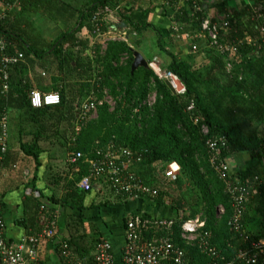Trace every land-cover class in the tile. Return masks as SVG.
Returning a JSON list of instances; mask_svg holds the SVG:
<instances>
[{
	"label": "trees",
	"instance_id": "1",
	"mask_svg": "<svg viewBox=\"0 0 264 264\" xmlns=\"http://www.w3.org/2000/svg\"><path fill=\"white\" fill-rule=\"evenodd\" d=\"M205 1L199 0L202 6ZM117 2L92 0L82 10L78 26L62 33L44 48L27 43L30 35L23 26L27 24L25 14L30 10L31 0H20L18 7L0 16V35L8 43V53L23 55V60L11 67L7 96L0 95V110L5 109L9 115V144L0 163V172L7 167L21 173L25 168L33 175L34 182L42 167L41 156L47 152L43 143L57 139L65 153L80 151L84 158L78 163V172L68 166L69 174L74 176L68 183L71 193L62 201H53L59 200L82 212L86 192L78 189L75 183L88 174L89 165L85 158H93L95 149L109 143L126 146L142 153L143 162L134 170L147 185L158 191L156 203L164 204L163 197L170 194V188H186L181 192L178 189L177 192L171 191L170 206L180 212L173 217L172 238L178 246L187 250L188 264L210 261L209 256L202 254L196 246L186 245L180 237L181 223L198 213H202L205 219L203 231L211 233V241L219 251V257L232 260L237 249L246 244L240 233L228 224L232 214L231 197L208 163L205 140L210 136H224L228 146L226 154H248L254 161L252 166L239 170L235 176L241 181L251 180L254 176L258 178L257 190L246 204L242 224L248 241L264 239V42L259 50L246 43L240 45L239 55L233 58L240 59L241 63L228 70L226 55L219 54L215 49L204 50V44L191 37L199 28V22L192 20L186 12L176 13L174 20L182 24V32L190 38V42L198 43L202 53L201 63L194 64L169 50L158 28L150 23H140L131 18L130 13L118 9L121 21L129 28L127 40L109 39L101 51V39L90 45L92 17L105 6L115 8ZM226 2L220 1L208 5V8L229 11L232 24L235 20H245L244 30L232 31L229 40L234 36L243 37L246 32L258 36V32L251 27L248 6L239 10L227 7ZM255 4H259L264 13V0H255ZM133 9L136 11L137 8ZM203 10L207 11L206 8ZM108 26L105 23L102 31ZM82 29L89 36L79 40L76 33ZM148 29L155 32L158 53H163L160 57L164 62H159L160 67L178 76L186 89L183 94L172 92L165 80L149 67L140 66L131 71L133 52L139 51L138 41L133 35L139 37ZM89 48L95 53L92 57L87 55ZM153 56L150 53L147 60ZM36 65L41 70L54 73L51 86L42 85V81L37 86L43 92H58L59 104L41 108L30 105L29 93L34 88L22 80L29 67L34 70ZM150 93L155 95L151 104L148 103ZM90 94L101 104L97 107L96 117L85 121L74 145L70 146L76 123V105ZM106 95L114 100L113 108L105 101ZM190 103H193V108L188 110ZM20 113L35 128L28 139H24L23 136L28 133H23L20 121L16 119ZM202 125L209 129L206 136L201 132ZM12 130H17V149L13 148ZM173 161L180 165V171L174 180L164 179V171ZM53 177L54 174L51 178L55 180ZM32 182L31 187L37 189ZM219 207L224 208L220 216L217 215ZM143 216L148 217L145 213Z\"/></svg>",
	"mask_w": 264,
	"mask_h": 264
},
{
	"label": "built area",
	"instance_id": "2",
	"mask_svg": "<svg viewBox=\"0 0 264 264\" xmlns=\"http://www.w3.org/2000/svg\"><path fill=\"white\" fill-rule=\"evenodd\" d=\"M131 1L138 3L141 0ZM19 2L20 0H0L2 6L0 16L3 17L5 11L18 7ZM205 2L202 6L199 0H162L164 9L168 12L172 34H175L177 40H184L188 36L182 32L183 26L174 20V16L176 13L186 12L192 17V20L199 22V28L195 30L191 37L202 42L204 50L215 49L219 54L226 55L228 70L232 69V62L236 59L233 57L239 55L240 45L246 43L257 47L258 50L261 48L264 42V13L261 6L255 4V0H247V6L251 14L249 18L252 22L251 27L259 35L252 36L246 32L243 37L234 36L231 40H229V35L232 34V31L236 32L237 29L242 30L244 28L242 23L245 20H235V23L232 24L229 11L225 10L219 13L213 10V12H209L208 5H211V0ZM108 8L109 6H105L93 15L92 35L95 39L110 35L107 40H125L123 35L126 34V30L118 27L120 23L116 26H108L107 30L102 31L107 22L101 16V13L107 11ZM204 8L207 9L206 12L203 10ZM118 9H120L118 4L115 8H112L115 12ZM190 50L196 54L200 53L198 43L193 42ZM21 60H23L21 53L17 55L8 53V43L0 35V95L7 96L10 90L11 67ZM147 67L152 69L159 78L169 81L174 93L183 94L185 92V86L178 76L170 71L163 70L156 56L152 57L151 60H147ZM29 102L33 108L54 106L60 103V95L57 92H42L33 89L29 93ZM100 104L101 101H96L93 94H90L76 105V123L74 135L69 141L70 146L74 145L76 136L85 121L96 117L97 107ZM187 108L191 110L193 103H190ZM195 122H197V119H195ZM201 132L204 136L208 135V127L202 125ZM8 141L9 115L3 109L0 110V163L3 162L7 153ZM205 145L208 163L223 182L226 193L231 197L232 214L228 224L231 229L240 233V237L246 245L237 249L232 260H224L223 256L219 257V251L212 244L211 233L206 230L203 231L205 219L198 216L187 218L181 223L180 237L186 245L196 246L202 254L210 257V261L205 264H264V239L248 241L247 236L243 234L242 224L246 204L257 190L256 182L258 178L254 176L251 180L241 181L235 176L229 162L231 155L226 154L228 146L224 136L219 138L207 137ZM93 156V158H85L84 160L89 165L88 174L83 175L75 183L78 189L87 192L92 188L95 181L103 180L112 193L125 200L155 199L158 197V191L147 185L134 170L143 162L142 153L133 151L126 146L109 143L102 146V148L95 149ZM83 158L84 154L80 151H68L65 161L69 167L78 172V163ZM179 171L180 165L173 161L168 164L163 177L164 179L174 180ZM24 191L26 195L40 201L38 213L41 228L36 233L24 235L19 241L7 240L4 236L5 222L2 216V195L0 192V264H39L38 248L40 241L42 239H53L58 235L57 211L55 209L50 211L47 208L48 206L41 202L42 195L38 189L27 186ZM223 213L224 208L219 207L217 215L220 216ZM174 224L175 220L172 217H153L149 215L145 217L143 213L129 216L125 224V239L121 254L122 264H188L187 250L178 246L172 238ZM60 247L61 255L65 258L70 257L68 241L61 240ZM91 263L115 264V257L109 240L105 238L97 239L94 243ZM68 264L86 263L71 260L68 261Z\"/></svg>",
	"mask_w": 264,
	"mask_h": 264
},
{
	"label": "crops",
	"instance_id": "3",
	"mask_svg": "<svg viewBox=\"0 0 264 264\" xmlns=\"http://www.w3.org/2000/svg\"><path fill=\"white\" fill-rule=\"evenodd\" d=\"M31 1L30 10L28 9L25 14L27 24L23 26L30 35L27 43H35L39 48H44L46 44L53 43L62 33L71 31L77 27L82 10L92 0ZM220 1H227V7L231 6L239 10L247 6V0H211V5ZM117 3H119L120 9L126 13H130L131 18L134 20L140 23H150L158 28L164 35L165 41L172 33L167 15L168 12L160 4L162 3L160 0H141L138 3H133L129 0H118ZM133 8H137L136 11ZM213 10L218 11L216 8L211 7L209 12H213ZM0 11H2L1 5ZM218 12L221 13L220 11ZM113 15L114 20L107 23L111 27L121 23L119 14L116 12ZM118 27H120V24ZM120 28L127 29L126 26ZM76 36L79 40H82L89 35L85 29H82L76 33ZM90 38V45L99 40V38L95 39L92 34ZM53 49L54 46L50 51ZM140 49L141 47L138 46V52L143 55ZM172 52L194 64H199L203 59L202 53L196 54L191 52L190 48L187 49L183 40L175 43ZM30 71H32L31 67H29L26 76L32 74ZM33 73H38V77H42V79L37 80L35 77L36 86L40 81H42V85L51 86V79H48L37 65ZM34 89L40 90L38 86ZM148 103L151 104L149 101ZM49 157L50 155L47 152L42 154V167L34 182H32L33 175L29 174V172L20 176L19 172L17 175V170L13 171L7 167L0 172L2 216L5 222L4 236L7 240L19 241L24 235L36 233L41 228L38 213L39 207H37L40 201L26 195L24 191L25 187H31V182L41 192V202H44L48 206L47 208L51 210L55 209L58 213V235L56 238L42 239L40 241L38 248L39 264H68V261L71 260L84 261L86 264H89L92 259L94 243L98 237L110 241L115 257V264H122L121 254L125 239V221L129 216L138 213L152 216V211H159L160 208L158 207H165L163 209L167 213L164 216L167 218H173L180 214L176 209L171 208L167 201H164V204H159L155 202V199L125 200L114 193V196H110L108 193L111 191H109L110 189H108L103 180L95 181L92 188L86 192L83 201L85 209L80 212L76 208L62 204L59 201H62L65 196L71 193L68 190L69 182L74 179V176L69 174V171L64 173L62 179L54 175L55 177L53 178L57 180L55 182L51 178L54 173L50 174L46 172L48 162H51ZM63 158L65 161L66 153ZM230 160H233L232 169L241 168L242 170L254 164L247 154L233 153L229 158ZM53 199L59 200L58 202H54ZM61 240L68 241L69 243L70 257L68 258L61 255Z\"/></svg>",
	"mask_w": 264,
	"mask_h": 264
},
{
	"label": "rangeland",
	"instance_id": "4",
	"mask_svg": "<svg viewBox=\"0 0 264 264\" xmlns=\"http://www.w3.org/2000/svg\"><path fill=\"white\" fill-rule=\"evenodd\" d=\"M129 1H131V0H129ZM160 1L162 2V0H160ZM160 4H162V6H163V3H160ZM163 8H164V6H163ZM113 14H116V12L114 10H112V8L109 6V8H108L107 11H104V12L101 13V16L103 18H105L106 19V22L108 23V21L114 20V15ZM242 25L244 26V23H242ZM127 31H129V28L126 29V33H127ZM123 37L125 38V40H127L126 39V37H127L126 34L123 35ZM133 37H134V40L135 41H138V44L141 47L140 50L143 53V56L145 57L146 60H147L148 55L150 53H153V55L157 57V59L160 62V64H162V61L163 60L161 59L160 56H162L163 53H158L159 52L158 49H157L158 47L155 44V41L157 40V37H156V34H155V32L153 30L148 29V30L144 31L139 37L134 36V35H133ZM107 38H110V35L101 38V43H100L101 44V47H100V50L101 51L105 47V44H106L105 42L107 41ZM180 40H177V37L175 36V34L174 35L173 34H170V36L166 38L167 48L169 50L173 51L174 50L175 43L177 41H180ZM192 41L193 40H191V42H190L189 37L183 40V42L185 43L187 49L190 48L191 44L193 43ZM94 54L95 53L92 50H89L87 52L88 57H92ZM240 58H241V56H240ZM163 59H165V58L163 57ZM239 60L240 59H234L233 60V62H232V68L234 66L236 67V66H239L240 65L241 61H239ZM33 71L34 70L30 71V72H32V74L27 75L26 77L23 76L24 78L22 80L23 83H25V84L27 83L28 85L30 84L31 87H32V89L33 88H36L35 87L36 86L35 77H38V73H33ZM42 71L44 72V75H46L48 77V79H51L52 75L54 74V73L53 74L51 73L52 71L51 72L49 71V73L46 72L43 69H42ZM18 76H19V74H18ZM154 98H155L154 93H150L149 96H148V101L150 103H152L154 101ZM105 101H108L109 102V105L111 106V108H113L115 106L114 100L111 99L110 96H106L105 97ZM17 116H18V118H16V119L20 121L21 128L23 130V133L24 134L25 133H28V134H25L23 136L24 139L30 138V133L32 131H34V129H35L34 126L30 123V121L26 120L25 115H23L22 113L17 114ZM12 133H13L12 134L13 148L14 149H17L18 148L17 147V145H18V143H17V138H18L17 130H14V131L12 130ZM43 146L47 149L46 151L50 155L49 159L51 160L50 163L48 162V166L46 167V172H48L50 174L54 173L55 176H58L60 179H62L64 177V173H67L68 170H69L68 165H67L66 161H64V158H63L64 157V154H65L64 147H62L60 145V143L57 141V139L54 140V141H49L47 143L45 142V143H43ZM52 161H56V162H52ZM229 162L233 166V160H230ZM252 162L254 163L253 160H252ZM239 170H241V168H237V169L236 168L235 169L233 168L232 169V171L234 173L238 172ZM28 172H29V170L23 168L22 171H21V173H19V174H20V176H22L24 173H28ZM29 174H30V172H29ZM13 175H14V173H13ZM17 175H18V172H17ZM179 187L178 186H175L173 188H170L169 189L170 194L165 195L163 197V201H167L170 204V202H171V191L174 190V191L177 192V189H178V191L181 192V191H184L186 189L184 186H182V190L179 189ZM111 193L112 192H110L108 194H110V196H114V194L112 193L113 194L112 195ZM158 208H160L159 211L158 210H154V212L152 211V216L153 217H162V216L165 217L164 215H166V213H167L163 209L165 207H158ZM196 216H198L199 218L203 219L202 213H198V215H196Z\"/></svg>",
	"mask_w": 264,
	"mask_h": 264
},
{
	"label": "water",
	"instance_id": "5",
	"mask_svg": "<svg viewBox=\"0 0 264 264\" xmlns=\"http://www.w3.org/2000/svg\"><path fill=\"white\" fill-rule=\"evenodd\" d=\"M125 26H126V24L121 21L120 27H125ZM133 55H134V59H133L132 65H131V71H134L136 68H138L140 66L147 67V60L145 59V57L140 52L134 51ZM165 83L168 86V88L172 92H174L169 81L166 80Z\"/></svg>",
	"mask_w": 264,
	"mask_h": 264
}]
</instances>
